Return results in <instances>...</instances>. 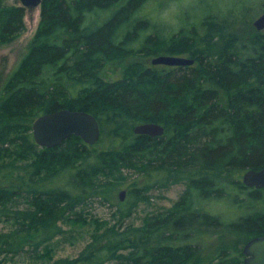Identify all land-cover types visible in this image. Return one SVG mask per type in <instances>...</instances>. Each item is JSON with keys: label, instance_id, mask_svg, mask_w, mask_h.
Listing matches in <instances>:
<instances>
[{"label": "trees", "instance_id": "1", "mask_svg": "<svg viewBox=\"0 0 264 264\" xmlns=\"http://www.w3.org/2000/svg\"><path fill=\"white\" fill-rule=\"evenodd\" d=\"M165 1H41L39 25L0 87V137L37 147L30 123L62 108L94 115L101 133L93 145L71 135L34 159L0 161V219L16 224L0 232V256L38 251L62 232L66 210L93 197L124 218L144 192L172 183L185 187L162 216L99 227L77 257L51 264H243L238 243L264 235V187L235 176L264 167V31L232 11L170 29ZM24 10L0 0V43L22 32ZM159 54L194 62L153 65ZM143 122L163 134H135ZM121 168L140 181L124 201L108 177Z\"/></svg>", "mask_w": 264, "mask_h": 264}, {"label": "rangeland", "instance_id": "2", "mask_svg": "<svg viewBox=\"0 0 264 264\" xmlns=\"http://www.w3.org/2000/svg\"><path fill=\"white\" fill-rule=\"evenodd\" d=\"M5 1L7 4H20L19 0ZM228 11H232L234 16L237 15L238 22L242 27L247 24L252 26V21L264 11V0H166L161 7L160 15L166 26L169 24L171 25L170 29L177 30L184 19L193 21L198 17L213 14L223 16L227 15ZM23 20L25 26L22 32L11 42L0 43V87L25 53L28 43L39 25L40 6L25 8ZM7 136L6 138L0 137V161L14 159L17 163H21L34 159L41 150L37 144V147L23 145L17 134L10 133ZM137 176L138 171L129 168H121L120 173L114 172V175H108L110 179L115 180V183H120L113 198L118 200L119 189L126 188L127 185L129 187L138 186L140 181L137 180ZM235 176L242 178V173ZM184 187V183H172L166 187L150 188L143 193L138 204L131 209L130 216L124 218L116 213L115 206L101 202L98 197H93L81 210L80 206H76L73 210H66L67 214H64L59 220L62 232L40 246L38 251L27 248L18 254L2 253L0 257L3 258L4 264H51L60 258L73 259L91 241L99 227L102 229L103 226L118 222L124 225L141 226L147 217L162 216L166 211L172 209L179 200ZM128 200L132 199L128 197ZM19 201V206H24L22 200ZM214 207H216V211L221 212L229 209L228 206L219 204ZM78 211L81 213L75 214ZM15 225L13 220L0 219V232L9 231ZM245 242L238 243L237 247L240 251H242ZM103 264H125V259L115 258L105 261Z\"/></svg>", "mask_w": 264, "mask_h": 264}, {"label": "water", "instance_id": "3", "mask_svg": "<svg viewBox=\"0 0 264 264\" xmlns=\"http://www.w3.org/2000/svg\"><path fill=\"white\" fill-rule=\"evenodd\" d=\"M42 0H19L24 8H35ZM253 26L257 30L264 29V12L258 15ZM194 60L185 56L158 55L151 59L153 65L167 66L191 65ZM135 134L160 136L164 127L159 123L143 122L133 127ZM100 127L97 119L90 113L82 110L62 108L37 116L32 122V137L35 143L42 147H55L71 135L80 137L89 145L95 144L100 138ZM243 184L248 187H264V167L260 169H247L242 174ZM118 199L123 201L126 190L120 189ZM243 264H264V235L249 239L242 248Z\"/></svg>", "mask_w": 264, "mask_h": 264}, {"label": "bare ground", "instance_id": "4", "mask_svg": "<svg viewBox=\"0 0 264 264\" xmlns=\"http://www.w3.org/2000/svg\"><path fill=\"white\" fill-rule=\"evenodd\" d=\"M253 21H254V20H253ZM262 30H263V29H262ZM159 55H166V54H159ZM156 56H158V55H156ZM174 56H178V55H174ZM154 57H155V56H154ZM185 57H186V56H185ZM152 58H153V57H152ZM152 58H151V59H152ZM188 58H189V57H188ZM161 65H162V64H161ZM166 66H167V65H166ZM93 116H94V115H93ZM98 140H99V139H98ZM41 147H42V146H41ZM122 189H125V188H122ZM119 190H120V189H119ZM125 190H126V189H125ZM126 193H127V191H126ZM125 199H126V197H125ZM125 199H124V200H125ZM124 200H123V201H124Z\"/></svg>", "mask_w": 264, "mask_h": 264}]
</instances>
